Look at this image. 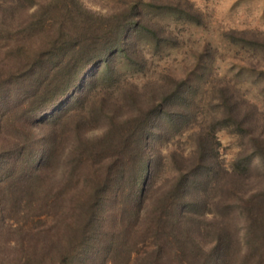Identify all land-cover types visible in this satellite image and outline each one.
<instances>
[{
  "label": "rangeland",
  "instance_id": "obj_1",
  "mask_svg": "<svg viewBox=\"0 0 264 264\" xmlns=\"http://www.w3.org/2000/svg\"><path fill=\"white\" fill-rule=\"evenodd\" d=\"M6 1L13 4V8L5 20L10 32H5L2 29L4 21L1 20L4 13L0 7V121L8 115L13 117L16 107L25 106L19 99L43 87L49 81H44L45 75H53L56 63L67 60L58 38L69 39L67 52L68 48L80 50L76 37H82L90 30L88 21L78 25L70 19L44 20L41 15L33 16L37 5L32 6V0ZM41 1L48 3L45 10L52 2L57 4L55 8L61 3L60 0H36ZM80 2L99 14L132 15V22L137 25L128 29L131 33L123 44L129 52L125 57L113 60L111 76L106 81L103 74L89 78L96 68L90 69L83 79L85 90L75 93L73 101L69 98L66 103L72 110L62 115L77 113L85 116L83 125L88 136L92 137L100 136L114 125V134L118 136L110 141L109 146L115 154L119 153L124 137L122 133L130 123L125 115L138 114L136 86L141 89L144 99L156 106V118L148 130L146 143L147 153L154 162L145 171L148 175L145 183L154 188L140 203L145 217H140L138 223L132 216L138 202L127 189H109L100 216L102 225L112 228L113 235L103 241L96 240L88 248L91 252L74 260L75 264H95L86 258L91 255V260L103 257L99 264H125L127 252L131 253L128 264H212L219 262V258L220 264H237L234 252L238 244L232 241L233 238L224 239L221 249H227L230 254L225 261L221 260L219 248L214 253L217 245L214 239L220 228L225 230L222 231L225 236L238 224L234 212L238 213L230 211V204L237 202L231 190L244 181L241 165L248 162L253 150L252 134H264V0ZM0 3L5 1L0 0ZM90 31L88 35H91ZM55 49L61 51L57 59L54 54L48 55ZM45 52L48 53L42 57V65L39 63L38 68L33 69L35 61ZM102 98L107 99L105 106ZM13 119L16 120L15 117ZM8 128L2 127L8 134L15 132V127ZM50 128V125L39 123L37 132L42 134ZM130 138L131 141L136 137ZM135 140L130 142L131 151L126 156H119L130 164L122 166L121 170L129 168L127 175L132 180L136 178L135 170L139 163ZM97 145L93 152L100 150ZM127 145L128 142L125 147ZM197 163L200 170L204 171L211 165L214 172L209 175L205 171L201 176L198 193L202 195L196 205L182 204L181 209L191 213L202 212L206 207L207 216L198 218L199 224L191 223L194 219L188 222L184 239L167 242L165 238L169 231L155 227L153 200H161L165 196L163 190L177 183L182 173ZM239 164L240 168L237 167ZM251 164L263 167L258 158ZM48 172L50 179L46 186H53L54 193L59 188L58 163L53 162ZM233 172L238 174L234 176ZM182 183L181 178L179 184ZM181 198L183 195H177L179 202L183 200ZM118 202H122L120 207ZM0 212V221L5 225L0 228H6L0 232V244L3 245L0 247V264H24L21 260L25 259L27 246L31 243L27 232L22 230L28 219L27 212L22 214L21 210L17 214L12 203L6 207L1 205ZM11 217L17 221H11ZM36 220L28 226L37 224ZM44 220L45 217L41 219ZM198 225L202 230L200 233ZM20 227L22 231L18 230ZM120 234L125 237L119 238ZM161 240L166 241L163 249L166 253L159 250L157 243ZM260 264H264V259Z\"/></svg>",
  "mask_w": 264,
  "mask_h": 264
},
{
  "label": "trees",
  "instance_id": "obj_2",
  "mask_svg": "<svg viewBox=\"0 0 264 264\" xmlns=\"http://www.w3.org/2000/svg\"><path fill=\"white\" fill-rule=\"evenodd\" d=\"M4 1V4L0 3L4 13L1 19L4 21L2 29L10 32L5 20L13 4ZM59 2L61 3L58 8H55L57 4L52 2L50 3L52 5L45 10V5L48 3L32 0L31 5H37L33 16L41 15L45 18L44 20L56 18L57 21H68L70 19L78 25L88 21L90 23L88 29L92 31L88 30L82 37H76L78 38L76 45L81 48L80 50L68 48L67 52L66 43L69 39L60 38L59 40L58 38L60 48L65 51L67 60L56 63L53 75L52 73L45 75L44 81H49L43 87L19 99L24 101L25 106L16 107V114L13 115L16 120L8 115L6 119L0 121V206L6 207L12 203L17 214L21 213V210L22 214L27 212L25 228L22 229L21 226L22 228L18 229L27 232L31 242L27 246L25 259L21 260L24 264H75L74 260L81 259L91 252L88 248H91L96 240L103 241L104 238H111L113 235L112 228L108 229L105 228L106 224L102 225L103 218L100 216L104 197L110 191L109 189L114 187L127 189V192L135 197L138 203L134 205L132 216L139 223L140 217H145L144 208L140 203L154 188V186H146L145 181L148 175L145 171L154 162L147 153L146 143L148 130H151L155 122L156 106L144 99L139 87H135L138 114L125 115L126 121L130 123L122 133L124 137L118 154L113 153L109 146L110 141L118 136L117 132H115L117 135L114 134V125L100 136L92 137L85 131L83 125L85 116L77 113L69 116L62 115L65 111L72 110L71 105L66 103L69 98L76 99L75 93H82L85 90L83 79L90 69L96 68L89 78L103 74L106 81L111 76L109 75L110 65L114 62L113 60L125 57L129 52L127 48H124L123 40L131 33L128 32L130 26L137 24L132 22V15L124 17L117 14H99L84 6L80 0H60ZM43 18H41L42 22ZM89 31L91 35H88ZM83 48L88 50L85 51ZM55 51L56 49L47 53L54 54L56 58L61 51L57 50L54 53ZM47 53L45 52L39 60L35 61L33 69H37L39 63L42 65L43 56ZM102 101V105L105 106L107 99L102 98ZM39 123L50 125L52 128L39 134L37 132ZM10 126L16 129L15 132L9 131L11 134H8L3 129L8 130ZM130 136L136 138L130 141ZM126 137L128 139H125ZM134 140L137 143L139 163L135 170L136 178L132 180L127 175L129 168L121 170L122 166L127 167L130 164L119 156H126L131 151L130 142ZM250 140L253 150L248 156V162L237 165L239 168L241 165L244 181L231 190L237 202L230 204V211L234 210L238 213L234 212V219H237L239 225H235L233 231H228L225 236L222 234L225 230L220 228L214 239L217 244L214 246V253L220 250L221 260L225 261L230 254L227 253V249H221L224 239L233 238L232 241L238 244L234 252L237 264H260L264 259V134L253 133ZM126 142H128L127 147H125ZM96 145L100 146V150L93 152ZM58 148H60L59 151ZM93 155H95L94 158ZM255 158L262 162L263 167L252 166L251 161ZM53 162H57L59 168V173H56L59 177L57 180L59 188L54 193H52L53 186L52 188L46 186V182L50 179L48 169ZM198 163L191 170L182 173L181 178L184 183L179 184L180 178L177 183L163 190L162 194L165 196L161 200H153L152 205L156 211L155 227L157 230L169 231L165 238L167 242L170 240L179 242V238L184 239L187 223L194 219L195 222L191 223L199 224L200 220L197 219L207 216L206 207L202 212L198 210L191 213L190 210H187V213L181 209L182 204L196 205L202 195L198 193L201 176L205 175V171L209 175L214 172L211 165L206 166L204 171L200 170ZM233 174L236 176L238 172ZM42 194H45V198L41 199ZM177 195L180 197L183 195L181 202L178 201ZM121 203L118 202V207L122 205ZM44 217L46 220L41 221ZM35 219L37 224L28 226L30 222L34 223ZM10 220L17 221L15 217H11ZM41 222L45 223L41 224ZM0 226H5L2 220ZM124 226L126 227L127 224ZM198 229H200L199 233L202 232L200 225ZM3 230L6 228H0V232ZM237 234L240 237H235ZM123 235L120 234L119 238L125 237ZM166 241L161 240L157 243L161 253L162 251L166 253L163 250ZM2 246L0 244V247ZM127 254L125 264L130 262L131 253L129 255L127 252ZM13 258L16 259V255H13ZM86 258L95 264L103 261L102 256L94 260H91L92 255ZM218 261L212 264H220V258Z\"/></svg>",
  "mask_w": 264,
  "mask_h": 264
}]
</instances>
